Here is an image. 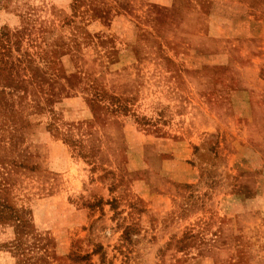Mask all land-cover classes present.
Instances as JSON below:
<instances>
[{"label": "rangeland", "instance_id": "obj_1", "mask_svg": "<svg viewBox=\"0 0 264 264\" xmlns=\"http://www.w3.org/2000/svg\"><path fill=\"white\" fill-rule=\"evenodd\" d=\"M0 264H264V0H0Z\"/></svg>", "mask_w": 264, "mask_h": 264}, {"label": "crops", "instance_id": "obj_2", "mask_svg": "<svg viewBox=\"0 0 264 264\" xmlns=\"http://www.w3.org/2000/svg\"><path fill=\"white\" fill-rule=\"evenodd\" d=\"M260 114V113H259Z\"/></svg>", "mask_w": 264, "mask_h": 264}]
</instances>
